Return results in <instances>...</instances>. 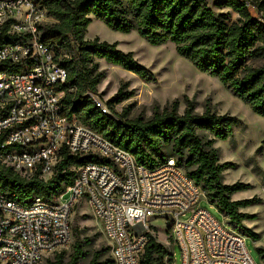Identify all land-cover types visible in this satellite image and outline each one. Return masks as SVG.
Here are the masks:
<instances>
[{
	"label": "trees",
	"instance_id": "trees-1",
	"mask_svg": "<svg viewBox=\"0 0 264 264\" xmlns=\"http://www.w3.org/2000/svg\"><path fill=\"white\" fill-rule=\"evenodd\" d=\"M246 1L253 5L255 15L247 10L244 1L220 0L215 4L236 15V19L230 21V12L215 14L205 0H38L49 18L48 24L41 27L43 43L66 71L65 82L60 87L65 91L63 114L130 153L138 164L148 169L174 158L177 166L201 188L206 201L227 219L229 225L245 238L257 241L258 234L244 224L253 216L240 212L254 199H231L233 194L248 186L223 183L222 173L232 164L219 163L218 151L212 147L214 140L231 137L239 124L238 119L218 115L209 101L198 114L193 102L185 98L182 114L178 113V102L174 101L147 120H126L123 113L118 115V121L95 108L85 96L87 92L97 93L102 78L98 60L145 81L153 79L151 72L134 59L133 53L118 50L116 43L85 39L94 18L120 33L127 34L134 29L152 45L170 42L180 57L198 71L217 78L256 115L264 117V0ZM17 40L18 36L10 33L7 26L0 29V47ZM4 68L6 65L0 66V71L6 70ZM20 68L17 66L14 71ZM70 88L74 91L69 92ZM127 98L128 95L118 93L106 104L112 109L115 103ZM201 133L211 135L212 139H203ZM92 161L106 162L92 155L73 156L64 150L54 173L46 181L38 175L22 177L0 164V191L21 205L29 204L34 196H58L73 184L74 169ZM70 228L69 252H55L51 260L46 259L47 264H82L86 258L90 240L76 223ZM106 251H110L109 246ZM256 253L264 264V248L257 247ZM166 256V248L148 234L140 263L163 264ZM87 264H113V261L95 251Z\"/></svg>",
	"mask_w": 264,
	"mask_h": 264
},
{
	"label": "built area",
	"instance_id": "built-area-1",
	"mask_svg": "<svg viewBox=\"0 0 264 264\" xmlns=\"http://www.w3.org/2000/svg\"><path fill=\"white\" fill-rule=\"evenodd\" d=\"M240 1L255 12L250 1ZM48 22L38 0H0V29L7 26L19 38L0 47V66L6 65L0 71V164L22 177L38 175L46 181L64 150L106 162L75 168L74 182L65 193L34 196L27 205L0 191V264H44L47 256L67 248L70 214L81 200L99 223L113 264H141L155 219L166 222L182 264H255L245 237L199 206L206 200L204 192L173 159L148 169L63 114L65 91L60 87L66 71L43 43L41 27ZM17 66L21 68L14 71ZM85 96L113 117L97 95ZM64 194L70 195L66 203L61 201Z\"/></svg>",
	"mask_w": 264,
	"mask_h": 264
},
{
	"label": "rangeland",
	"instance_id": "rangeland-1",
	"mask_svg": "<svg viewBox=\"0 0 264 264\" xmlns=\"http://www.w3.org/2000/svg\"><path fill=\"white\" fill-rule=\"evenodd\" d=\"M219 1L205 0L215 14L230 12L227 8L217 7L215 4ZM252 13L255 14L254 11ZM230 16V21L236 19L234 13L230 12ZM95 38L109 44L116 43L117 49L122 52L133 53L138 64L153 75L152 80L145 81L120 67L98 60V70L102 73V78L95 95L105 103L118 93L128 95L127 99L115 103L112 109L109 108L115 120L119 121L118 115L123 113L126 114V120L137 118L147 120L154 112H162L174 101L178 102V113L182 114L186 106L185 98L193 102L194 110L198 114L202 113L205 102L209 101L218 115H228L239 120L231 137L227 140H214L212 147L218 151L219 163L232 164V167L222 173L223 183L226 185L243 183L248 186L246 190L233 194L231 199L233 201L254 199L251 205L240 209V212L253 216V219L245 221L244 224L257 233L259 239L252 241L245 238V245L255 264H262L256 248H264V117L256 115L247 104L232 95L217 78L198 71L190 62L180 57L170 42L152 45L141 38L134 29L127 34L120 33L92 18L85 39ZM201 136L205 140L212 139L207 133H201ZM69 199L70 195L64 194L61 201L66 203ZM199 206L220 224L229 226L224 216L205 199L199 202ZM69 220L70 225L76 223L91 242L82 264H87L95 251L101 253L103 258H111L110 251H106L108 244L101 227L85 200L79 201L73 207ZM150 226L151 235L167 250L168 256L163 259V264H182L181 252L169 238L166 222L155 219L150 222ZM70 244L62 250L68 253ZM53 257L54 254L47 256L46 259L51 260ZM47 260L44 264H47Z\"/></svg>",
	"mask_w": 264,
	"mask_h": 264
},
{
	"label": "bare ground",
	"instance_id": "bare-ground-1",
	"mask_svg": "<svg viewBox=\"0 0 264 264\" xmlns=\"http://www.w3.org/2000/svg\"><path fill=\"white\" fill-rule=\"evenodd\" d=\"M264 191V190H263Z\"/></svg>",
	"mask_w": 264,
	"mask_h": 264
}]
</instances>
